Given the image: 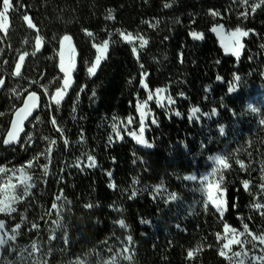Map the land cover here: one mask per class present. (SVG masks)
I'll return each mask as SVG.
<instances>
[{
	"label": "trees",
	"instance_id": "1",
	"mask_svg": "<svg viewBox=\"0 0 264 264\" xmlns=\"http://www.w3.org/2000/svg\"><path fill=\"white\" fill-rule=\"evenodd\" d=\"M259 2L13 0L8 31L0 32V68L7 79L0 96L2 140L31 92L40 96L41 110L16 146L0 143V167L6 168L0 179L33 161L26 169L30 188L15 178L8 188L0 184L10 193L0 198L6 244L0 257L9 252L10 264H229L219 255L223 240L216 235L223 236L226 225L243 233L247 224L251 233L264 234V209L253 206L264 205V4L252 11ZM24 15L38 32L27 27ZM218 23L249 33L239 59L220 46L212 31ZM193 31L203 39L194 40ZM120 33L147 44L128 43ZM37 35L43 46L32 55ZM64 35L72 37L77 66L57 107L50 99L63 82L57 53ZM105 40L106 58L90 76L93 44ZM24 52L29 55L21 75L10 78ZM157 89H164L163 106L147 99ZM144 103V137L152 148L132 135L140 128L137 105ZM193 107L201 112L190 121ZM129 118L134 125L120 130L119 139L116 127ZM49 140L56 143L45 159ZM216 155L227 169L212 177ZM88 157L94 166H87ZM206 173L226 193L222 217L201 191ZM157 187L162 190L154 197ZM170 194L177 199L169 200ZM6 198L14 201L9 207ZM243 238L251 243V234ZM262 248L257 242L256 255ZM188 251H195L192 259Z\"/></svg>",
	"mask_w": 264,
	"mask_h": 264
},
{
	"label": "snow or ice",
	"instance_id": "2",
	"mask_svg": "<svg viewBox=\"0 0 264 264\" xmlns=\"http://www.w3.org/2000/svg\"><path fill=\"white\" fill-rule=\"evenodd\" d=\"M242 3H247V0H241ZM261 4H264V0H260L259 3H256L252 7V11L255 12L256 8L260 7ZM171 5H165V7H170ZM13 10V0H0V32L7 33L8 27H9V13ZM213 15H216V13H212ZM247 13H245L246 15ZM23 19L27 23V27L29 29H36L38 32L39 30L37 29L36 25L33 23L32 19L28 15H24ZM107 19H113L111 15L107 17ZM213 32L217 33L221 45L224 48L225 53H231L232 55L236 56L237 59H239L240 54H241V49L243 47L241 43V38L246 37L249 35L247 31H243L240 28H237L235 31L228 32L226 33L224 31L223 25L219 27H214L212 29ZM88 36H92L93 34L91 32H87ZM122 39L128 42H132L134 40V37L132 36L131 33L129 34H124L120 33ZM190 35L194 40H201L203 39V34L202 33H197V32H191ZM141 40V46L144 44H147L146 40H143V38H140ZM43 45V38L39 35L36 36L35 38V51L32 53V55H35L36 52L40 51L41 47ZM93 47L96 49V57L94 63L88 67L87 71L90 76H94L96 74L97 68L100 66L101 61L106 58L107 51L109 48V41L105 40L104 42L100 44H93ZM136 49L135 47L133 48V52H135ZM28 52H24L23 54L19 55L18 57V62L15 63V69H14V76H20L21 75V68L22 65L24 64L25 57L28 56ZM59 57V69L60 72L63 73V77L61 78L63 83L61 87H58L55 91L54 96L51 97L50 103H54L57 107L61 104V101L64 99V96L67 93V90L71 87L72 84V71L75 68V62H76V49L72 45V37L69 35H64L63 38L59 41V51L57 53ZM7 63V61H5ZM217 80H220L221 77L217 76ZM238 79V77H237ZM142 86L144 88H147V84L141 82ZM5 84V80L3 78H0V87H3ZM229 92H232L233 89L229 88ZM45 93L47 94V89H45ZM164 89H157L156 90V103L159 106H163V101L165 100V96L163 95ZM94 95V93H93ZM39 97L35 92H31L27 98L23 102V106L16 109L14 112V119L10 121V128L4 132L5 138L3 140H0V143L3 145H13L17 144L20 141V135L25 131L24 129V123L25 121L28 120V118L32 115L33 110L38 107V101ZM148 100L153 99V93L149 92ZM168 103L171 104L173 101L171 98H168ZM147 109V104H138L137 105V110L140 113L141 116V121H140V128H139V134L133 133V136L136 140V142L140 145H144L147 148H152L153 145L149 143L147 140L144 138V117L147 115V112L145 111ZM201 112V110L198 107H193L190 110V114L188 115V119L191 121L193 119H199L198 114ZM216 114V109L212 110V113L210 114L209 118L211 115ZM0 115H3V113H0ZM176 116H180L181 114L179 112L175 113ZM208 115V114H205ZM129 123H131V118H129ZM152 123L155 124L156 120L153 119ZM51 124L53 126H56V130L61 132V135H63L62 129L59 128L57 125V120L55 117L51 119ZM222 131V130H221ZM28 141L31 142L32 137L28 136ZM56 141L55 140H49L48 141V147H46V151L44 152V158L48 159L50 157L52 148L55 146ZM65 145H67L68 141L65 139L64 140ZM89 160V167H92L95 165V161L92 157H88ZM33 161L29 160L24 166L19 167V168H14L12 169L11 175L8 176L6 179H0V184L4 185L5 188L10 187L9 181L15 178L16 183H22L24 185L25 190L31 187V176L30 174L26 171V169L30 168L32 165ZM215 163L220 166L223 164V158L222 157H216L215 158ZM77 166H79L77 164ZM218 170V169H217ZM6 171L5 167H0V172ZM111 173H109V176ZM216 175V170H214L211 174L212 177H215ZM184 179L187 180H193L195 179L192 176L185 177ZM205 185L204 188H202V193L206 196L207 201L210 202L212 206L216 209V211L220 214L222 217L224 212L226 211V206L227 202L224 197H222V189L219 188L218 184L211 178V177H205L204 180L201 182ZM244 189H247V183L244 185ZM110 187H114V185H110ZM161 187H157L154 190V197L156 194H159L161 192ZM10 195L9 192L7 191H0V198L4 196ZM136 195L135 192L132 193V197L134 198ZM177 199V196L175 194H170L169 195V200L175 201ZM217 201H220L219 203ZM13 200H9V204L13 203ZM167 202V201H166ZM256 209L261 210L264 209V205L261 203H255L253 205ZM90 208L91 205H88ZM9 211H14V209L9 208ZM261 215H264V212H261ZM119 226L124 227V221L121 219L119 220ZM224 236H221L220 233H217V239L218 240H225L222 244V247L219 249V255L224 257L225 259L229 260V264H233V258L241 257L243 256V259H240L237 264H245V261L250 260L251 264H264V248L260 249L261 254L256 255L255 251L257 249V242L261 245H264V234L256 235L253 234L249 231L247 224L244 225V232L243 233H237L235 229L231 228L230 226H225L223 229ZM247 234L252 236L251 238V243L249 242V239H244L241 241L239 239L240 236H243ZM233 244H237L241 246V251L238 252H232V256L229 257L226 254L227 250L228 252H231V246ZM247 244L252 245V255L249 256V251L245 250L244 246ZM195 251H199V249H196ZM195 251H188L187 252V257L189 259H192L195 255Z\"/></svg>",
	"mask_w": 264,
	"mask_h": 264
},
{
	"label": "rangeland",
	"instance_id": "3",
	"mask_svg": "<svg viewBox=\"0 0 264 264\" xmlns=\"http://www.w3.org/2000/svg\"><path fill=\"white\" fill-rule=\"evenodd\" d=\"M221 25H223V28H224V31L226 32V33H228V32H232V31H228L227 29H226V27H225V25L223 24V23H218V24H216L215 25V27H219V26H221ZM242 30V29H241ZM243 31H245V30H243ZM214 35L216 36V38L218 39V42H219V44H220V46L222 47V45H221V42H220V39H219V37H218V35H217V33H215L214 32ZM247 37V36H246ZM246 37H242L241 38V43H242V45H243V39L244 38H246ZM126 42H128V41H126ZM128 43H130V42H128ZM131 44H133V45H137V44H141V40H140V38H138V37H134V40L131 42ZM72 45L74 46V43H73V41H72ZM145 45V44H144ZM43 46V45H42ZM75 47V46H74ZM42 48V47H41ZM223 48V47H222ZM242 49H243V47H242ZM242 49H241V51H242ZM223 50H224V48H223ZM229 54H231V53H229ZM23 66V65H22ZM76 66H77V51H76V62H75V68H74V70L72 71V82H73V73H74V71H75V69H76ZM63 83V82H62ZM71 88V87H70ZM69 88V89H70ZM46 89V88H45ZM69 89L67 90V93H68V91H69ZM66 93V94H67ZM55 94V93H54ZM54 94H53V96H54ZM153 99H157V97H156V95H155V93L153 94ZM152 99V100H153ZM152 100H150V101H152ZM50 101H51V99H50ZM129 121V120H128ZM125 122V123H122V124H120L119 123V125H117V127H116V133L118 134V138L119 139H121V135L119 134V131L120 130H122V129H124V128H128V127H133V125H134V120L132 119L131 120V123H129V122ZM133 133H135V134H139V133H137V132H133ZM133 133H132V135H133ZM134 137V136H133ZM145 138V137H144ZM135 139V138H134ZM145 140H146V138H145ZM143 147H145L144 145H142ZM145 148H147V147H145ZM216 157H222V156H220V155H216V156H214L213 158H211V160H210V165H211V171H214V170H219V171H223V170H225V169H227V163H226V161L223 159V164L222 165H220V166H218L216 163H215V158ZM223 158V157H222ZM87 166H89V162H88V164H87ZM210 177L209 176V174L208 173H206V174H203V179L205 178V177ZM219 186V188L221 189V187H220V185H218ZM222 197H224L225 199H226V193H225V191L223 190L222 191ZM7 199V201H8V204H7V207H9V198H6ZM209 202V201H208ZM218 203L220 202V201H217ZM227 202V201H226ZM210 203V202H209ZM212 206V205H211ZM213 208H214V206H212ZM215 209V208H214ZM216 210V209H215ZM226 210H227V206H226ZM226 212V211H225ZM225 212H224V214H225ZM224 214H223V216H224ZM1 230H2V228L0 227V249H1V247H3V246H6V244H5V242L2 240V236H1ZM237 232V231H236ZM237 233H239V232H237ZM224 235H226V234H224ZM223 235V236H224ZM239 239L241 240V241H243L244 240V238H243V236H240L239 237ZM224 242H226L225 240H223V243ZM244 248H245V250H248L249 251V256H251L253 253H252V246L251 245H245L244 246ZM226 251V254L229 256V257H231L232 256V252H238V251H241V246L240 245H237V244H233L232 246H231V252H228L227 250H225ZM257 251V250H256ZM255 251V254L257 253ZM9 255H10V253L8 252V253H6V254H4L2 257H0V264H10V260H9ZM0 256H1V251H0ZM240 259H243V256H241V257H237V258H233V264H237V262L240 260ZM228 260V259H227ZM228 262H229V260H228ZM245 264H251V261L250 260H247V261H245Z\"/></svg>",
	"mask_w": 264,
	"mask_h": 264
},
{
	"label": "water",
	"instance_id": "4",
	"mask_svg": "<svg viewBox=\"0 0 264 264\" xmlns=\"http://www.w3.org/2000/svg\"><path fill=\"white\" fill-rule=\"evenodd\" d=\"M3 79L5 80V84H4V86L3 87H0V96L2 95V93L4 92V90L6 89V87H7V79H6V77H3ZM37 96L39 97V95L37 94ZM27 98V97H26ZM25 98V99H26ZM40 98V97H39ZM23 106V105H22ZM21 106V107H22ZM40 110H41V98L39 99V101H38V107L36 108V109H34L33 110V113H32V115L28 118V120L27 121H25V123H24V129H25V131H26V127H27V125L32 121V119H34L37 115H38V113L40 112ZM15 117H14V115H13V118L12 119H14ZM10 128V127H9ZM25 131L23 132V133H21V135H20V140L23 138V136H24V134H25ZM5 138V137H4ZM0 140H2V135L0 134ZM20 142V141H19ZM18 144V143H17ZM17 144H13V145H4L5 147H13V146H16Z\"/></svg>",
	"mask_w": 264,
	"mask_h": 264
},
{
	"label": "built area",
	"instance_id": "5",
	"mask_svg": "<svg viewBox=\"0 0 264 264\" xmlns=\"http://www.w3.org/2000/svg\"><path fill=\"white\" fill-rule=\"evenodd\" d=\"M10 78H15L17 76H14V75H8ZM0 77L3 78V77H6V73H4L1 68H0ZM34 85V84H33ZM38 90L42 93V94H46L45 93V88L42 87V86H38Z\"/></svg>",
	"mask_w": 264,
	"mask_h": 264
},
{
	"label": "crops",
	"instance_id": "6",
	"mask_svg": "<svg viewBox=\"0 0 264 264\" xmlns=\"http://www.w3.org/2000/svg\"><path fill=\"white\" fill-rule=\"evenodd\" d=\"M41 49H42V48H41ZM41 49H40V50H41Z\"/></svg>",
	"mask_w": 264,
	"mask_h": 264
}]
</instances>
